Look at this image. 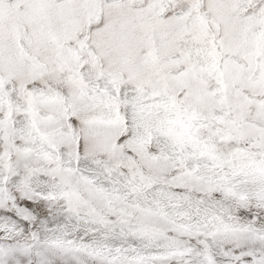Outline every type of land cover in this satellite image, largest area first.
<instances>
[{"label": "snow or ice", "instance_id": "obj_1", "mask_svg": "<svg viewBox=\"0 0 264 264\" xmlns=\"http://www.w3.org/2000/svg\"><path fill=\"white\" fill-rule=\"evenodd\" d=\"M0 264H264V0H0Z\"/></svg>", "mask_w": 264, "mask_h": 264}]
</instances>
